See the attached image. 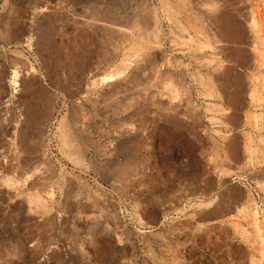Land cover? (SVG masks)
Masks as SVG:
<instances>
[{"label": "rangeland", "instance_id": "obj_1", "mask_svg": "<svg viewBox=\"0 0 264 264\" xmlns=\"http://www.w3.org/2000/svg\"><path fill=\"white\" fill-rule=\"evenodd\" d=\"M0 264H264V0H0Z\"/></svg>", "mask_w": 264, "mask_h": 264}, {"label": "bare ground", "instance_id": "obj_2", "mask_svg": "<svg viewBox=\"0 0 264 264\" xmlns=\"http://www.w3.org/2000/svg\"><path fill=\"white\" fill-rule=\"evenodd\" d=\"M47 22H49V21H47ZM105 22H106V21H105ZM102 23H103V22H102ZM108 23L117 26V24H116L117 22L115 23V21H112V22H108V21H107L106 24H108ZM103 24H104V23H103ZM48 25H49V24H48ZM108 28H109V27H108ZM113 28H114V26H113ZM115 29H116V28H115ZM109 79H113V76L110 77ZM109 79H108V80H109ZM15 82H16V81H15ZM13 83H14V82H13ZM15 85H18V83H16ZM211 204H212V202H209L208 204L206 203V204H204V205H211Z\"/></svg>", "mask_w": 264, "mask_h": 264}, {"label": "water", "instance_id": "obj_3", "mask_svg": "<svg viewBox=\"0 0 264 264\" xmlns=\"http://www.w3.org/2000/svg\"><path fill=\"white\" fill-rule=\"evenodd\" d=\"M214 216V215H213Z\"/></svg>", "mask_w": 264, "mask_h": 264}]
</instances>
